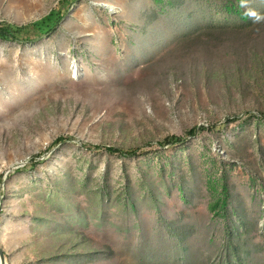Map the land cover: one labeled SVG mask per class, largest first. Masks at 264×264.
I'll use <instances>...</instances> for the list:
<instances>
[{"label": "rangeland", "instance_id": "374dc122", "mask_svg": "<svg viewBox=\"0 0 264 264\" xmlns=\"http://www.w3.org/2000/svg\"><path fill=\"white\" fill-rule=\"evenodd\" d=\"M0 23L8 264H264V0H0Z\"/></svg>", "mask_w": 264, "mask_h": 264}, {"label": "trees", "instance_id": "16d2710c", "mask_svg": "<svg viewBox=\"0 0 264 264\" xmlns=\"http://www.w3.org/2000/svg\"><path fill=\"white\" fill-rule=\"evenodd\" d=\"M32 26L34 27V25H32ZM14 29H18V28L16 26H14V25L6 24V23H4V24L0 23V38L4 39V40L15 39L16 37H15V35L13 33ZM188 133L190 135L194 134L195 133V128L190 129ZM180 140H181V137L173 135V136H170V137L166 138L164 142L174 143V142L180 141Z\"/></svg>", "mask_w": 264, "mask_h": 264}, {"label": "water", "instance_id": "95a60500", "mask_svg": "<svg viewBox=\"0 0 264 264\" xmlns=\"http://www.w3.org/2000/svg\"><path fill=\"white\" fill-rule=\"evenodd\" d=\"M0 264H8L7 253L2 247H0Z\"/></svg>", "mask_w": 264, "mask_h": 264}]
</instances>
